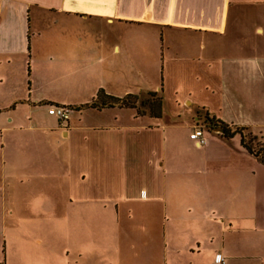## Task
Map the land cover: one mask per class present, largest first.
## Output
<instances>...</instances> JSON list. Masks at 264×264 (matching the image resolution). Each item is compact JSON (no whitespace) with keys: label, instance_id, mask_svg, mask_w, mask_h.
Masks as SVG:
<instances>
[{"label":"crops","instance_id":"0c3cea01","mask_svg":"<svg viewBox=\"0 0 264 264\" xmlns=\"http://www.w3.org/2000/svg\"><path fill=\"white\" fill-rule=\"evenodd\" d=\"M0 92V264H264V165L189 138L264 144V0H0Z\"/></svg>","mask_w":264,"mask_h":264},{"label":"trees","instance_id":"16d2710c","mask_svg":"<svg viewBox=\"0 0 264 264\" xmlns=\"http://www.w3.org/2000/svg\"><path fill=\"white\" fill-rule=\"evenodd\" d=\"M58 106L55 104H49ZM135 109L137 115H148L151 118H160L162 115V97L158 93L148 92L142 96L127 95L122 99L113 98L106 95L103 91H99L96 97L87 105L81 106L76 110L81 109ZM72 111V108L67 107ZM203 125L208 130L223 128L222 137L231 139L236 135L240 136L241 146L251 155H253L262 165H264V144L259 138L250 133L246 128L229 127L222 122L205 114L203 117Z\"/></svg>","mask_w":264,"mask_h":264},{"label":"built area","instance_id":"2783aa9c","mask_svg":"<svg viewBox=\"0 0 264 264\" xmlns=\"http://www.w3.org/2000/svg\"><path fill=\"white\" fill-rule=\"evenodd\" d=\"M47 113L49 116L56 118L61 124H65L70 119L71 110L64 106H48ZM204 126L199 125L194 128L193 132L190 134L189 138L192 140L198 147L203 146L204 141ZM213 264H226L222 256L217 255L214 259Z\"/></svg>","mask_w":264,"mask_h":264},{"label":"rangeland","instance_id":"374dc122","mask_svg":"<svg viewBox=\"0 0 264 264\" xmlns=\"http://www.w3.org/2000/svg\"><path fill=\"white\" fill-rule=\"evenodd\" d=\"M20 95L21 94H18L15 97L17 96L20 97ZM12 97L13 96H3V94L0 92V99L2 102L8 101ZM180 106L181 108L177 109L172 101L166 99L163 105V110H162L164 120L167 122L171 121L174 118V116H176V113H178L181 116L182 120H185L192 115L193 110L191 108L183 104H180ZM19 112L23 113L22 118L24 120V118H26L25 109L24 110L21 109ZM201 121H202L201 124L203 125V119Z\"/></svg>","mask_w":264,"mask_h":264},{"label":"water","instance_id":"95a60500","mask_svg":"<svg viewBox=\"0 0 264 264\" xmlns=\"http://www.w3.org/2000/svg\"><path fill=\"white\" fill-rule=\"evenodd\" d=\"M214 132H216L218 134H223L224 133V129L223 128H217V129H214Z\"/></svg>","mask_w":264,"mask_h":264}]
</instances>
